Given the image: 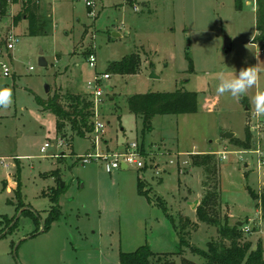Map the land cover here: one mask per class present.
Listing matches in <instances>:
<instances>
[{"label":"rangeland","instance_id":"obj_1","mask_svg":"<svg viewBox=\"0 0 264 264\" xmlns=\"http://www.w3.org/2000/svg\"><path fill=\"white\" fill-rule=\"evenodd\" d=\"M39 1L45 30L28 36L27 20L18 22L20 39L11 51L15 73L0 77V88L13 93L12 104L0 107V264H118L121 252L143 244L155 253L174 254L179 214L197 223L188 227L189 244L205 250L218 236L215 227L196 219L203 171L191 167L190 158L197 153L213 154L220 169L221 211L230 214V224L242 223L246 239L260 242L264 258V211L249 192L264 194V164L259 166L264 123L258 132L250 130L257 121L253 97L264 91V43L252 41L257 35L252 5L246 0L239 9L235 0H94L89 7L75 0ZM22 3L17 0L16 12ZM224 35L231 39L230 51L222 48ZM39 50L46 66L38 64ZM90 53L94 67L87 61ZM132 53L140 57L138 73L107 71L110 62ZM253 65L261 69L260 80L245 96L217 94L219 77ZM103 73L109 78L100 82L96 118L104 129L97 151H122L134 142L145 162L140 169L106 172L101 160L82 164L79 156L96 150L93 132L78 137L66 125L70 142H64L55 115L36 103L37 96L56 94L68 107L67 95L85 94L87 82ZM175 89L196 93V111L157 114L150 131L142 133L141 118L129 111L126 98ZM246 129L250 146L241 149L230 139L243 140ZM225 132L234 135L228 139ZM45 142L50 145L40 151ZM138 179L151 201L138 193ZM57 186L60 214L40 231L51 207L49 192ZM183 249L188 259L203 261L201 254ZM173 259L180 264L181 255Z\"/></svg>","mask_w":264,"mask_h":264},{"label":"trees","instance_id":"obj_2","mask_svg":"<svg viewBox=\"0 0 264 264\" xmlns=\"http://www.w3.org/2000/svg\"><path fill=\"white\" fill-rule=\"evenodd\" d=\"M22 7L17 12L14 19V24L22 19L27 20V34L28 36H35L45 30L44 20L40 19L39 0H22ZM235 7H241L240 0H235ZM90 11V9H89ZM255 13V30L257 35L252 41H259L264 43V0H256ZM47 32V29H46ZM140 57L136 53L124 56L119 61L110 62L107 66V71L115 74H136L139 71ZM36 103L44 110H49L56 118V132L58 138L69 143L65 132V126H69L72 135L85 138L93 130V102L89 95L71 93L65 97V102L69 105L66 107L61 103L59 95L47 99L35 98ZM197 98L194 91H186L182 89H175L173 92H148L130 95L126 98L128 109L137 118H141L142 129L141 132H147L151 129L152 117L157 114H180L191 113L197 109ZM243 140L232 138L230 141L241 149L248 148L251 141V133L248 129L245 131ZM191 167L201 168L203 171V179L201 185L203 187V195L200 203L195 207L196 219L216 228L217 238H211L207 242L206 249L201 250L196 246H191L188 242L189 229L197 226L196 222H192L188 217L182 214L178 215V237L180 240L179 248L174 254L181 255L180 264H264V258L261 252L260 242H257L256 249H253L254 244L245 238L243 235L242 226L238 221L230 224L229 215L221 211L220 198V169L214 159L212 153L209 154H192ZM138 193L144 195L148 201L150 196L148 190L140 185V180L137 181ZM60 189L58 186L51 189L49 192V199L51 207L48 210L47 216L43 221L42 231L49 228L51 222L60 214V208L57 204V197ZM255 199H259L260 208L264 211V194L260 196L255 194L252 190L249 191ZM45 194V193H44ZM158 206L164 207L162 198L155 201ZM30 213L31 211H27ZM35 220V217H33ZM15 226V224L13 225ZM183 247H186L190 252L201 254L203 261L201 263L193 262L185 257ZM172 253H155L147 244L138 247L133 251L121 252L119 254L118 264H175Z\"/></svg>","mask_w":264,"mask_h":264},{"label":"built area","instance_id":"obj_3","mask_svg":"<svg viewBox=\"0 0 264 264\" xmlns=\"http://www.w3.org/2000/svg\"><path fill=\"white\" fill-rule=\"evenodd\" d=\"M83 1L87 6L91 7L94 4V0H75ZM248 5H252L255 9L256 0H246ZM16 4L17 0H0V77L10 76L14 72L12 63V53L19 42L20 36L19 32L16 31L18 25L14 24V17L16 16ZM137 8L135 7L134 10ZM89 66H95V54L90 53L87 57ZM28 70H32L31 66L27 67ZM109 78L108 73H103L101 76L96 75L93 82H87L85 88V94L89 95L93 104V134H94V144L95 151L89 152L87 154L79 156V161L82 164L89 163L91 160H101L102 167L106 172H112L114 169L121 168L122 164L125 168L132 167L135 169H140L144 165V159L142 153L139 152V146L131 142L122 151H114L111 153H101L97 151V141L100 139L99 134L103 133L104 124L97 120L96 118V107L100 103L101 97L103 95L100 88L101 79ZM253 116L257 118L254 127H250L251 131L258 132V129L264 123V116H257L255 112L252 113ZM61 145L62 141H58ZM50 145L49 142H45L41 147L40 151H43L46 147ZM222 158H225V152L222 154ZM264 164V160H259V166Z\"/></svg>","mask_w":264,"mask_h":264},{"label":"clouds","instance_id":"obj_4","mask_svg":"<svg viewBox=\"0 0 264 264\" xmlns=\"http://www.w3.org/2000/svg\"><path fill=\"white\" fill-rule=\"evenodd\" d=\"M261 69L256 66L242 68L231 77L221 76L216 86V92L220 96L230 95L234 99H240L247 92L258 85ZM13 102V93L10 89L0 88V107H8ZM254 112L257 116H264V91L258 92L253 97Z\"/></svg>","mask_w":264,"mask_h":264},{"label":"water","instance_id":"obj_5","mask_svg":"<svg viewBox=\"0 0 264 264\" xmlns=\"http://www.w3.org/2000/svg\"><path fill=\"white\" fill-rule=\"evenodd\" d=\"M113 35L118 36V34H116V33H113ZM222 48H224L226 51H230L232 49L231 48V39L228 35H224ZM38 53L40 55L39 60H38V64L41 66H46V61L42 56L41 50H39ZM153 76L154 75L151 74V77H153ZM45 90H46V92L49 91V87L47 85H45ZM233 135H234V133H232V132H225V134H224V136L228 139L231 138ZM121 168L124 169L125 165L122 164ZM238 224L241 225L242 223L240 221H238ZM40 231H42V228L40 229ZM253 249H256V245L253 246Z\"/></svg>","mask_w":264,"mask_h":264},{"label":"crops","instance_id":"obj_6","mask_svg":"<svg viewBox=\"0 0 264 264\" xmlns=\"http://www.w3.org/2000/svg\"><path fill=\"white\" fill-rule=\"evenodd\" d=\"M245 3L247 4V1H245ZM142 4L146 6L148 3H147L146 1H142ZM136 8H137V7H136ZM133 9H134V8H133ZM90 10H91V9H90ZM136 10H137V9H136ZM136 10H135V11H136ZM88 11H89V10H88ZM14 73H15V72H13V74H14ZM104 142H105V141H104ZM107 152H108V153H111V152H114V151H107ZM229 215H230V214H229Z\"/></svg>","mask_w":264,"mask_h":264}]
</instances>
